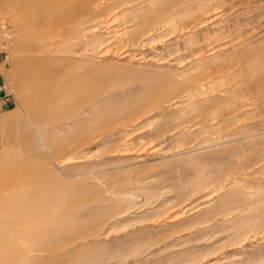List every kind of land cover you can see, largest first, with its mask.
<instances>
[{
	"label": "rangeland",
	"instance_id": "obj_1",
	"mask_svg": "<svg viewBox=\"0 0 264 264\" xmlns=\"http://www.w3.org/2000/svg\"><path fill=\"white\" fill-rule=\"evenodd\" d=\"M78 12L65 47L117 65L99 96L79 94L91 105L65 123L38 105L46 150L23 107L30 96L19 68L35 33L19 0H0L12 98L0 156L22 152L23 125L45 151L54 172L35 195L47 192L50 213L69 215L55 218L62 229L50 246L81 244L68 264H264V0H93ZM65 143L75 160L64 159ZM53 189L60 194L50 198ZM62 191L85 197L71 206Z\"/></svg>",
	"mask_w": 264,
	"mask_h": 264
},
{
	"label": "bare ground",
	"instance_id": "obj_2",
	"mask_svg": "<svg viewBox=\"0 0 264 264\" xmlns=\"http://www.w3.org/2000/svg\"><path fill=\"white\" fill-rule=\"evenodd\" d=\"M92 1L19 0L25 14V25L35 33L34 42L27 45L29 53L19 64L24 73V86L30 96L23 107L33 113L46 150L47 113L36 112L38 105H49L50 111L59 112L58 121L65 123L68 118L76 116L83 105H91L90 100L81 99L79 94L84 91L86 94H93V98L99 96L107 87L109 71L117 65L113 59L100 56H96L100 57L98 60L86 59L84 52H78L71 45L65 47L64 42L69 40L76 24L81 22L78 12L80 7L89 6ZM75 3L80 4L77 6ZM18 23L20 24L19 21ZM18 23L16 22L17 26ZM65 26H68L67 30H62ZM135 69L141 70L144 67L140 65ZM16 88L23 89L20 80ZM129 104H125V107L123 105L122 109H126ZM65 107L68 109L63 115L61 110ZM91 110H94V107H91ZM18 115L19 112H15V118ZM15 123L18 125L20 121L16 119ZM19 141L22 152L18 153V157L5 161L4 157L0 156V264L2 261H7V264H68L67 262L78 253L81 244L68 246L63 250L53 248L50 244L59 237L57 231L62 229L60 223L56 224L55 218L66 220L69 215L60 210L61 208H56L57 212L50 213L55 208H52V204H47V192L40 198L35 195L40 179L47 178V172L53 173V168L47 169L45 151L38 147L27 125H23ZM50 141L53 142L51 139ZM68 144L65 143V150ZM51 145L55 151H61L59 145ZM31 152L33 156L37 153L38 162L32 161L31 154H28ZM64 155L67 161L77 158L75 152L69 149ZM75 169V166L65 165L64 171ZM60 185L61 190L70 188V182L67 180L62 181ZM53 191L54 189L48 193L50 198L60 194ZM62 193L71 206L77 203V198L85 197V193L81 194L83 196L79 192ZM49 219L50 223H47ZM16 236L24 239L25 244L13 243Z\"/></svg>",
	"mask_w": 264,
	"mask_h": 264
},
{
	"label": "crops",
	"instance_id": "obj_3",
	"mask_svg": "<svg viewBox=\"0 0 264 264\" xmlns=\"http://www.w3.org/2000/svg\"><path fill=\"white\" fill-rule=\"evenodd\" d=\"M6 68L5 65V58L2 52H0V84L4 83V77H3V70ZM3 106H0V117L1 115L6 112L10 106L5 105L2 103Z\"/></svg>",
	"mask_w": 264,
	"mask_h": 264
},
{
	"label": "built area",
	"instance_id": "obj_4",
	"mask_svg": "<svg viewBox=\"0 0 264 264\" xmlns=\"http://www.w3.org/2000/svg\"><path fill=\"white\" fill-rule=\"evenodd\" d=\"M2 103L8 106L12 104V98L6 91L5 83L0 84V106H3Z\"/></svg>",
	"mask_w": 264,
	"mask_h": 264
}]
</instances>
